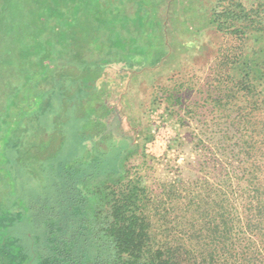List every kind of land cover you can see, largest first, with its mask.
I'll return each instance as SVG.
<instances>
[{
  "label": "trees",
  "instance_id": "obj_1",
  "mask_svg": "<svg viewBox=\"0 0 264 264\" xmlns=\"http://www.w3.org/2000/svg\"><path fill=\"white\" fill-rule=\"evenodd\" d=\"M29 2L18 7L20 18L30 16L29 36L14 43L24 47L22 74L38 68L41 84L73 109L67 120L93 124L107 137L127 141L116 173H107L91 188L82 182L81 198L70 194L59 211H50L52 237L46 244L13 254L9 244H1L0 264H264V161L253 154L260 149L253 138L254 121L239 108V97L257 110L264 108V0H211L212 23L237 40L218 48L206 98L219 119L227 120L225 127L214 129L216 139L210 138L214 180L204 182L206 192L218 193L224 185L233 193L224 190L216 209L197 189L184 196L187 207H178L166 182L155 195L126 166L135 146L118 126L117 88L121 73L156 66L168 53L156 0ZM12 23H7L8 32ZM0 41L2 47L12 45ZM8 50V56L15 53ZM2 61L0 56V106L6 103L11 110L17 93L32 87H17L13 78L18 73L1 68ZM173 212L176 219L170 218ZM188 214L187 224L181 217Z\"/></svg>",
  "mask_w": 264,
  "mask_h": 264
},
{
  "label": "rangeland",
  "instance_id": "obj_2",
  "mask_svg": "<svg viewBox=\"0 0 264 264\" xmlns=\"http://www.w3.org/2000/svg\"><path fill=\"white\" fill-rule=\"evenodd\" d=\"M29 1L0 0V38L12 44L0 46L1 68L18 73L13 78L17 87H32L17 93L11 110L5 109L6 103L0 106V246L9 244L12 254L22 248L38 250L40 242L46 244L52 237L50 211H59L73 193L81 198L82 182L91 188L97 179L116 173L127 141L107 137L93 124L67 120V113L73 109L67 110L57 93L51 95L47 90L50 86L41 84L43 74L38 68L34 74H22L20 69L27 60L20 55L24 47L14 43L29 36L30 16L20 18L18 8L28 6ZM156 3L168 53L156 66L121 73L117 88L118 126L135 146L126 166L130 176L141 178L155 195L161 194L166 182L178 207H187L189 199L184 196L197 189L216 209L224 190L228 195L233 193L224 185L217 187L218 193L216 189L206 192L204 182L214 180L210 175L214 173L210 138L216 139L214 129L217 125L225 127L227 120L219 119L206 98L218 48L237 44V40L212 23L211 0ZM9 48H14L11 56ZM259 48L255 46L254 52ZM3 74L5 78L10 75L4 70ZM33 88L36 92L30 95ZM3 97L4 92L0 102ZM239 98L242 114L250 113L254 121L253 138L260 148L253 152L254 157L264 161V108L257 110L253 104L248 106L244 97ZM205 160L209 163L204 164ZM72 167L76 170L68 171ZM84 175L89 179L83 180ZM190 215L181 221L188 224ZM171 216L178 217L175 212Z\"/></svg>",
  "mask_w": 264,
  "mask_h": 264
}]
</instances>
